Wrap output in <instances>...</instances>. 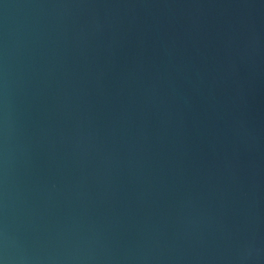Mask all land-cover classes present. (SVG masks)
<instances>
[{"label":"water","instance_id":"water-1","mask_svg":"<svg viewBox=\"0 0 264 264\" xmlns=\"http://www.w3.org/2000/svg\"><path fill=\"white\" fill-rule=\"evenodd\" d=\"M0 264H264V0H0Z\"/></svg>","mask_w":264,"mask_h":264}]
</instances>
